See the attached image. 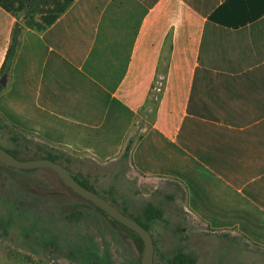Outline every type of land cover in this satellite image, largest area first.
Wrapping results in <instances>:
<instances>
[{"label":"crops","instance_id":"0c3cea01","mask_svg":"<svg viewBox=\"0 0 264 264\" xmlns=\"http://www.w3.org/2000/svg\"><path fill=\"white\" fill-rule=\"evenodd\" d=\"M17 21L0 6V72ZM7 74L14 125L93 160L131 143L142 177L264 245V0H75L23 29Z\"/></svg>","mask_w":264,"mask_h":264},{"label":"rangeland","instance_id":"374dc122","mask_svg":"<svg viewBox=\"0 0 264 264\" xmlns=\"http://www.w3.org/2000/svg\"><path fill=\"white\" fill-rule=\"evenodd\" d=\"M0 145L8 149L17 148L24 159L33 158L35 154H46L47 150L63 151L70 155L71 160L68 162L63 158L62 163L73 174L87 177L96 191L108 198L111 195L107 190L114 185L113 196L118 206L124 203L134 214L140 213L146 201L154 202L162 210V216L152 228L158 246L155 249L157 264H166L161 257L179 247L197 253L196 264H264V245H256L241 235L214 228L218 225L205 224L184 207L183 193L171 180L142 177L129 165L124 155L117 160L100 161L68 154L62 148L46 144L36 134L14 125L1 112ZM21 179H25V182ZM39 202H46L50 207L49 213L54 212L53 218L59 221L57 212L64 210L88 213L87 219L94 227H98L99 217L113 223L99 208L70 188L55 170L40 168L25 174L0 162V218L9 214V207L35 205L40 209L42 204ZM45 216L51 218L49 214ZM20 224L22 220H18L8 233L0 227V264H76L61 251H33L21 234ZM59 226H64L63 221ZM179 227L183 229L182 232L178 230ZM120 229L127 237L129 250L126 244L114 246L112 251L116 263L129 264L130 257L142 258V238L123 227Z\"/></svg>","mask_w":264,"mask_h":264},{"label":"trees","instance_id":"16d2710c","mask_svg":"<svg viewBox=\"0 0 264 264\" xmlns=\"http://www.w3.org/2000/svg\"><path fill=\"white\" fill-rule=\"evenodd\" d=\"M74 1L75 0H0V6L18 18L12 31V40L6 59L2 65L0 76L4 73H9L11 70L17 53V48L20 44V36L23 29L28 27L37 31L46 30L58 20ZM3 90L4 85L0 83V93ZM157 96L160 97V94H157ZM6 114L9 119L13 121V119L10 118L11 114ZM130 146L131 143L126 147L124 152L125 157H128ZM6 149L18 158L23 157L19 154L17 148ZM44 157L57 161L62 165H64L62 163L63 158L68 162L71 160V158L63 151L47 150L46 154H35L33 156V158ZM4 165L8 168L24 172L25 174L40 169H20L6 164ZM64 166L81 184L98 193L87 177L73 174L67 165ZM21 181L25 182V179H21ZM114 191L115 186L111 185L107 190L111 195V198L106 196L103 197L116 205V207L122 212L136 219L152 233L154 223L162 216V210L159 206L149 200L143 204L140 213L134 214L129 211L128 205L123 203L118 206V201L113 196ZM88 201L107 215L113 223L104 217H99L97 220L99 225L98 227H94L87 219L89 215L88 213L82 211L65 212L64 210L57 212L60 216L59 221V219L53 218L55 215L54 212L51 211L49 213L50 207L46 202H39L42 204L40 209L35 205H30L28 207L23 205L18 206L17 208L9 207V214L0 218V227H3L5 233H8L9 229L16 224L18 220H22V224L19 225L21 228V234L23 235L25 242L28 245H31L30 247L33 251H61L64 256L76 264H117L113 256V247L118 244H126L125 247L128 248L127 237L124 235L120 227L125 228L132 234H138L110 216L105 210L92 201ZM45 214H49L53 220L46 217ZM62 221L64 225L63 227L59 226ZM178 230L180 232L183 231L180 227ZM154 243L155 249H157L158 246L155 238ZM161 259L166 264H196L198 261V255L195 252L186 251L179 247L173 250L169 255L163 258L161 257ZM128 261L129 264H142V258L130 257ZM154 264H157L155 258Z\"/></svg>","mask_w":264,"mask_h":264},{"label":"water","instance_id":"95a60500","mask_svg":"<svg viewBox=\"0 0 264 264\" xmlns=\"http://www.w3.org/2000/svg\"><path fill=\"white\" fill-rule=\"evenodd\" d=\"M8 74L4 73L0 78V83L4 86L7 84ZM0 161L6 165L17 167L20 169H37V168H51L55 170L62 180L75 192L79 193L86 199L92 201L100 208L105 210L110 216L126 225L135 231L144 242V253L142 257V264H154L155 258V243L152 233L141 225L136 219L122 212L116 205L108 199L99 195L95 191L87 188L81 184L68 169L61 163L50 158H32L21 159L13 155L10 151L0 145Z\"/></svg>","mask_w":264,"mask_h":264},{"label":"built area","instance_id":"2783aa9c","mask_svg":"<svg viewBox=\"0 0 264 264\" xmlns=\"http://www.w3.org/2000/svg\"><path fill=\"white\" fill-rule=\"evenodd\" d=\"M161 87H162V83L160 82V85H159V87H158V91L161 90Z\"/></svg>","mask_w":264,"mask_h":264}]
</instances>
